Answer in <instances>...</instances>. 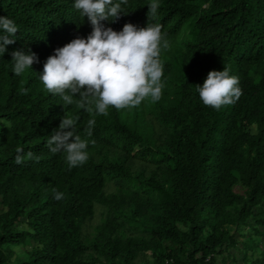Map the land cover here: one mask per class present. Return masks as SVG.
I'll return each mask as SVG.
<instances>
[{"label":"trees","instance_id":"obj_1","mask_svg":"<svg viewBox=\"0 0 264 264\" xmlns=\"http://www.w3.org/2000/svg\"><path fill=\"white\" fill-rule=\"evenodd\" d=\"M148 2L103 23L161 26L162 97L103 116L39 80L56 48L92 31L73 0H0L19 26L0 57V264H264V0H161L154 20ZM16 50L38 57L20 76ZM223 68L242 95L216 110L197 85ZM63 116L89 140L82 166L47 147ZM240 225L252 232L238 238Z\"/></svg>","mask_w":264,"mask_h":264},{"label":"clouds","instance_id":"obj_2","mask_svg":"<svg viewBox=\"0 0 264 264\" xmlns=\"http://www.w3.org/2000/svg\"><path fill=\"white\" fill-rule=\"evenodd\" d=\"M129 0H73L74 9L82 18L87 17L92 31L87 37H76L56 48L44 63L39 80L45 90L59 96L65 105H72L79 98V107L95 115H109V108L116 110L138 107L149 99L158 102L165 83L161 52L170 47L166 33L158 23L137 27L126 23L116 31L103 23L116 22L127 14ZM148 16L154 20L161 7V0H149ZM19 26L7 16H0V57L7 45L15 42ZM12 71L20 76L33 70L38 62L31 50L12 52ZM37 73V72H36ZM200 100L205 106L219 110L232 105L242 95L238 77L228 70H212L202 85H197ZM78 119L63 116L57 129L46 144L53 154H65L70 168L82 166L89 159V140L78 134ZM95 120H89L87 136ZM15 162L23 163V149H17ZM31 156V154H29ZM64 194L56 191L54 198L62 200Z\"/></svg>","mask_w":264,"mask_h":264},{"label":"rangeland","instance_id":"obj_3","mask_svg":"<svg viewBox=\"0 0 264 264\" xmlns=\"http://www.w3.org/2000/svg\"><path fill=\"white\" fill-rule=\"evenodd\" d=\"M252 132H255V128H252ZM251 228L250 227H243L240 225L236 230V236L239 238L241 235H249L251 233Z\"/></svg>","mask_w":264,"mask_h":264}]
</instances>
